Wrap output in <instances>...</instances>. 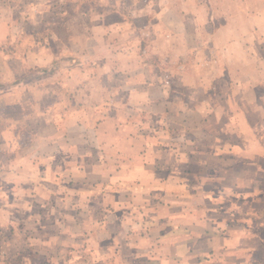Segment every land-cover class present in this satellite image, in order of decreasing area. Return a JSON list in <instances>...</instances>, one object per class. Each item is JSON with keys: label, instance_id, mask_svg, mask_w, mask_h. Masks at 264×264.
<instances>
[{"label": "rangeland", "instance_id": "obj_1", "mask_svg": "<svg viewBox=\"0 0 264 264\" xmlns=\"http://www.w3.org/2000/svg\"><path fill=\"white\" fill-rule=\"evenodd\" d=\"M127 92L130 107L151 108L147 97L163 94L166 108L225 114L213 149L240 163L241 195L254 201H240L252 238L235 239L223 262L264 264L263 0L1 2L0 264H95L93 248L42 251L59 244L56 231L41 232L45 210L65 202V183L56 170L47 174L43 149L51 134L73 126L70 118L75 127L89 123V113L96 122L108 103L125 106ZM229 174L225 192L233 188ZM161 250L145 243L137 260Z\"/></svg>", "mask_w": 264, "mask_h": 264}, {"label": "crops", "instance_id": "obj_2", "mask_svg": "<svg viewBox=\"0 0 264 264\" xmlns=\"http://www.w3.org/2000/svg\"><path fill=\"white\" fill-rule=\"evenodd\" d=\"M105 84L96 79L95 86ZM131 98L122 93L127 107L108 103L96 122L89 113V123L75 127L70 118L63 135L51 134L43 157L47 174L56 170L65 183V202L45 210L50 221L41 232L56 231L59 244L42 251L93 248L95 264H224L235 239L252 238L251 225H241L240 201H254L241 195L240 163L213 149L225 114L166 108L163 94L147 97L151 108L130 107ZM225 172L233 186L227 192ZM145 243L161 248L160 256L138 261Z\"/></svg>", "mask_w": 264, "mask_h": 264}]
</instances>
